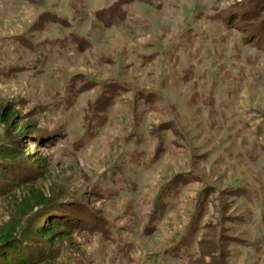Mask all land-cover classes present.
<instances>
[{"label": "rangeland", "instance_id": "1", "mask_svg": "<svg viewBox=\"0 0 264 264\" xmlns=\"http://www.w3.org/2000/svg\"><path fill=\"white\" fill-rule=\"evenodd\" d=\"M118 1L0 0V174L70 222L43 264H264V0Z\"/></svg>", "mask_w": 264, "mask_h": 264}, {"label": "trees", "instance_id": "2", "mask_svg": "<svg viewBox=\"0 0 264 264\" xmlns=\"http://www.w3.org/2000/svg\"><path fill=\"white\" fill-rule=\"evenodd\" d=\"M121 1V0H120ZM116 4H113V10H109L106 7L101 13L106 24L111 23V12L116 9ZM134 0H122L121 3H130ZM142 2L151 3V0H141ZM148 1V2H147ZM256 2L244 3L243 7L238 9L221 10L213 15V18L218 19L222 25H229L233 19L240 21H248L254 14V6ZM101 11V10H100ZM49 12V11H48ZM45 12V13H48ZM49 14V13H48ZM122 14V15H121ZM124 12H121L118 16L122 17ZM57 18L56 15L50 14ZM232 18V19H231ZM63 20V19H59ZM253 35H256V41L258 39L264 42V30H261L259 25L254 28ZM71 41H76L80 47L81 41L75 35L67 36ZM64 41L63 39H60ZM87 41V40H86ZM88 42V41H87ZM261 42V43H263ZM64 43V42H63ZM65 44V43H64ZM262 46V45H261ZM12 118L10 111L2 110L0 113V124L9 123ZM25 132H19V136H27ZM22 150L12 145L6 146L2 149V159L14 160L18 157V154ZM41 164L37 162L35 167H40ZM36 172L35 176L25 175L23 178H12L8 181V176L0 174V178L3 183H8L11 186L17 185L19 182L25 186V190L18 195L12 204L13 215L8 220L0 224V264H43L49 260H53L57 257L58 252L52 249V245L57 241L65 240L68 237V220H62L55 215L57 206V199L49 197L44 194L41 187L35 186V178L42 176L40 170H32ZM13 177V176H11ZM1 181V180H0ZM0 182V184L2 183ZM4 185V184H3ZM9 187V190L10 189ZM2 188H0L1 191ZM2 192V191H1ZM35 214V219L32 224L24 226L23 219L30 215ZM106 223H103L99 228L91 231L104 232Z\"/></svg>", "mask_w": 264, "mask_h": 264}]
</instances>
